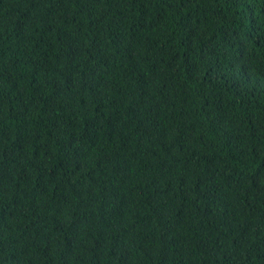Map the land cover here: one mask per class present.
Wrapping results in <instances>:
<instances>
[{
	"label": "trees",
	"instance_id": "1",
	"mask_svg": "<svg viewBox=\"0 0 264 264\" xmlns=\"http://www.w3.org/2000/svg\"><path fill=\"white\" fill-rule=\"evenodd\" d=\"M0 264H264V0H0Z\"/></svg>",
	"mask_w": 264,
	"mask_h": 264
}]
</instances>
